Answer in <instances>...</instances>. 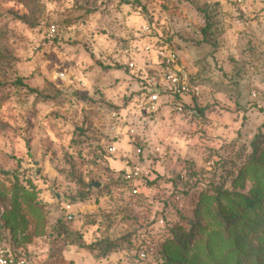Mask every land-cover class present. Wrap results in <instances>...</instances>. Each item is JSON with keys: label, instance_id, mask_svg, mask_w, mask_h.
Masks as SVG:
<instances>
[{"label": "rangeland", "instance_id": "1", "mask_svg": "<svg viewBox=\"0 0 264 264\" xmlns=\"http://www.w3.org/2000/svg\"><path fill=\"white\" fill-rule=\"evenodd\" d=\"M234 218L264 219V0H0V252L211 264Z\"/></svg>", "mask_w": 264, "mask_h": 264}, {"label": "trees", "instance_id": "2", "mask_svg": "<svg viewBox=\"0 0 264 264\" xmlns=\"http://www.w3.org/2000/svg\"><path fill=\"white\" fill-rule=\"evenodd\" d=\"M245 203L250 209L258 204L256 199H246ZM229 229L232 234L231 243L237 250V257L215 259L211 264H264V244L260 243V236L264 235V219L244 222L235 221L234 218L229 224Z\"/></svg>", "mask_w": 264, "mask_h": 264}, {"label": "built area", "instance_id": "3", "mask_svg": "<svg viewBox=\"0 0 264 264\" xmlns=\"http://www.w3.org/2000/svg\"><path fill=\"white\" fill-rule=\"evenodd\" d=\"M169 79L175 84L178 83V79L172 75ZM0 264H29V261L24 255L0 252Z\"/></svg>", "mask_w": 264, "mask_h": 264}, {"label": "water", "instance_id": "4", "mask_svg": "<svg viewBox=\"0 0 264 264\" xmlns=\"http://www.w3.org/2000/svg\"><path fill=\"white\" fill-rule=\"evenodd\" d=\"M36 166H38V163H35ZM100 184H93L90 186V189H94V188H100Z\"/></svg>", "mask_w": 264, "mask_h": 264}]
</instances>
